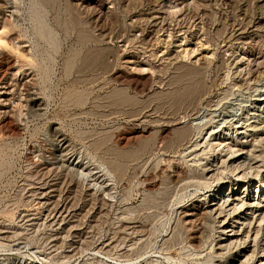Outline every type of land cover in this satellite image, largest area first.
<instances>
[{
  "label": "rangeland",
  "instance_id": "obj_1",
  "mask_svg": "<svg viewBox=\"0 0 264 264\" xmlns=\"http://www.w3.org/2000/svg\"><path fill=\"white\" fill-rule=\"evenodd\" d=\"M154 1L1 0V11L8 18L6 35L12 37L4 50L23 67L15 70L17 78L28 81L38 95L33 104L25 86H19L8 109H16L14 118L5 123L8 126L0 124L1 264H58L66 253L93 249L136 255L132 264L149 259L151 264H215L210 249L193 239L208 221L185 216L188 206L209 189L181 188L172 176L173 171L195 169L190 174L201 176V167L215 153L196 157V148L191 147L194 137L185 136L192 142L179 143L176 129L194 124L197 116L207 121L212 115L215 124L209 126L218 124L222 136L235 138V130L248 121L251 131L235 147L244 152L236 154L241 160L248 149L259 154L264 143V0H171L177 8ZM151 14L160 23L153 29L146 25ZM184 48L196 51L184 54ZM174 50L184 59L167 65L161 57ZM193 55L210 57V63L196 77L201 80L197 96L185 102L179 97L183 87L196 79V72L188 69ZM138 60L148 61L149 69L134 68L132 61ZM123 70L140 81L149 76L147 90H133L112 78ZM120 94L128 102L120 101L125 98ZM164 127L174 135L166 137L173 145L169 149L166 138L160 141ZM144 128L150 131V143L143 142L147 148L139 142L125 149L117 145V136ZM62 137L70 144L67 156L80 165L76 170L51 164L59 155ZM253 140L260 141L259 147ZM136 146L143 148L138 151ZM127 149L134 150L129 151L133 159L119 158ZM110 160H122L127 169L123 177L114 173L110 191L105 192L99 165L109 168ZM84 168V174L88 169L92 175H83ZM152 175L156 185L151 188ZM224 175L223 185L232 178L230 172ZM242 184L236 193L243 191ZM256 185L255 181L248 191L251 196ZM209 186L212 189L216 183L210 181Z\"/></svg>",
  "mask_w": 264,
  "mask_h": 264
},
{
  "label": "bare ground",
  "instance_id": "obj_2",
  "mask_svg": "<svg viewBox=\"0 0 264 264\" xmlns=\"http://www.w3.org/2000/svg\"><path fill=\"white\" fill-rule=\"evenodd\" d=\"M160 2L164 3L165 8L167 7L166 5L177 8L176 5L174 6L172 4L171 0H155L154 1V3H156L157 5H159ZM1 6H2V2L0 0V124L1 123H3V124L7 123L8 124V123H10L9 122L10 119L12 117L14 118V116H15L14 113H12V110L16 111V109L13 108V109H11V111L10 110L8 111V109L10 107H13V105H11V104L13 103V101L15 99V96L18 92L19 86H22V87L25 86V90L28 93V97L30 98V101L33 104L37 103V99H38L37 96L38 95H36V93L34 92V88H32L31 84L29 85L27 83L28 81L26 83H24V81L22 82L21 80H19L17 78L19 71H15V70H17V69L20 70V67L21 68H23V67L18 65L21 63H18V64L15 63L16 60H13V59H16V58H13L10 56L11 58H13V59H11L8 57L10 54L12 55V53L7 55V52L4 50V45H5L6 41H8V40L11 41L12 37L6 35L5 26L8 24V20H7L8 18L5 17L6 14L3 15L2 11H1V8H3V7H1ZM4 8H5V6H4ZM106 8H108V7H106ZM108 10H106L105 13H103V14H107ZM158 19H159V17H156L155 15L151 14L149 16V18L147 19L146 25L150 29L151 28L153 29L154 27H157L160 24L158 22ZM15 42H16V40H15ZM11 43H14V41ZM17 43H18V41H17ZM12 46H13V44H12ZM16 46H17V44L15 45V47ZM15 47H14V49H15ZM182 50H183L184 54L185 53L187 54L189 52L193 53L196 51L195 48L193 50L191 49V51L188 48H184ZM94 56H96V55H94ZM166 56L167 57H165V55H162L161 58L163 60H165L167 62V65H168L171 61L179 60L182 55L180 54V51L174 50V51H171L170 53L166 54ZM188 58H190V56H188ZM206 58L208 59V57H206V56L205 57L203 56V58H196L194 55L192 56V59L190 61V65L188 64L189 65L188 69L194 70V72H196L195 73L196 76L194 75L195 76L194 78L198 77L197 75H199V73H201L204 66L207 65L208 63H210V61H209L210 57L208 60ZM183 59H184V57H183ZM132 62L134 64H136V66L134 68L137 69L139 67L140 70H144L145 67H148L150 65L148 63V61L138 60V61H132ZM148 69H149V67H148ZM148 69H145V70H148ZM185 69H187V68H185ZM123 71L124 72H122V71L115 72V77H112V78L113 79L115 78L114 80H116V79L119 80V82L121 81L120 83L125 82L131 89L133 88V90L135 89L137 91L138 90L142 91V90L146 89V86L150 83L151 78L149 76L148 77L143 76L144 78H142L140 81V80L134 79L135 76L134 77L130 76V72L128 73V72H125V70H123ZM187 75L188 74H186V76ZM192 77H193V75H192ZM200 81H199V79L197 80V78H196L194 80H191V82L189 84H187L185 87L182 86L184 88V90L182 88L183 91L181 90L182 92L179 96L180 99H182V101H185V102L189 101V100L193 101L194 98L197 96L196 91H197V88L199 86ZM29 83H31V82H29ZM185 83H187V82H185ZM119 91H120V89H119ZM122 91H123V89H122ZM121 94H122V92H121ZM120 95H118V97ZM121 96H123V98L124 97L125 98H124V100L121 98L120 101L122 100V102L123 101L126 102L127 101L126 95L124 96V94H123ZM76 99L79 100V103L81 101H83L80 98H76ZM77 102L78 101L76 100V103ZM261 102H264V96L261 99ZM83 103H84V101H83ZM38 108H40V107H38ZM262 108L264 109V105L262 106ZM174 111H176V110H174ZM173 114H175V113H173ZM196 115H200V114H198V112H197ZM206 118L207 117L197 116L193 120L194 124L191 123L189 126L188 125L187 126H181L179 128L177 127V129H176L177 135H178L177 138H179V141H178L179 143L181 142L180 140L187 139L188 137H194L195 140L193 139L194 141L191 144L192 145L191 147H193L194 149L196 148V151H195L196 157H200V155L203 153H205V154H208V153L214 154L215 153L213 159L209 160L207 158L209 163H206L205 165L203 164V167H201V173L202 174L201 173H199V174H201L202 177L200 175L199 176L191 175L194 171L196 172V169L191 170V171L190 170H188V171H186V170L185 171H179L178 170L177 174H175L176 173L175 171H173L174 173H172L173 174L172 176H174V178H175L173 181L174 184L177 186H180L181 188H184V186L186 188V186L188 185V187H190V186H206L209 189V191H207L205 194L201 195L195 201V203L193 202L190 204V206H188V208L186 207L187 209L185 210L186 211L185 216H194L196 218H198L199 216H203L202 219L205 218L204 220L208 221V223H205L204 225L202 224L203 228H200L201 230H199L193 236V239H195L199 242H203L202 243L203 247H207V249H210V252L213 254V256H215V259L217 258L215 260V264H264V143L263 142L261 143L262 144V147H260L261 149L257 148L258 150H260L259 154L256 155L254 153H251V150L248 149L247 153L246 152L244 153L246 155H244V156L242 155L244 158L241 160V158L236 153L238 151L244 152V151H242L243 148L236 149L235 147L238 146V143H239L238 140H241L247 136L248 132L251 131V127L253 125L251 126L250 124H248V121L246 120L247 123H245V122L244 123L247 125H244V127H241L240 131L235 130V132L237 133V135H235V138H233V136L229 138L228 133H225L223 136L221 135V130H219L218 124H216L215 126H212V125L209 126L210 124H215V122L213 121L214 117H212V115L209 117L210 119H208L207 121H204V119L206 120ZM15 119H12V120H15ZM3 124H2V126H3ZM7 124H5V125H7ZM207 125L211 128V130L209 132L208 137L205 138L204 135L208 134V132L207 133L205 132V134H203V133H204V130L206 129ZM261 127L263 128V126H261ZM255 128H256V126H254L252 129L256 130L257 128L256 129ZM117 130H119V129H117ZM170 130L171 129H169L168 127H164L160 130V135H161L162 139L161 140L159 139V140L162 143H163L164 138L169 137V134L172 133ZM257 134L258 133H256V135ZM149 135H150V131L147 128H144L141 130H136V131L133 130V131H130L129 133H127L126 135L117 136V145H119L120 148L125 149V147L126 148H127V146L129 147V145H131L132 143L134 144L135 142L136 143L139 142V143H141L139 145L146 147L147 143H150V142H147V138ZM172 135H173V133H172ZM185 136H188V137H185ZM239 136H241V137H239ZM211 137H213V138L210 139ZM149 139L151 140V138H149ZM167 139H169V138H166V141H167ZM190 139H187V141L192 142V141H190ZM261 139H260V141H261ZM66 140L67 139H63V137H62V139H60V143L58 145L59 155H56L57 157L54 159V161L51 164L55 165V167H57L59 165V166L67 167L70 170H76L80 167V165L78 162H76L73 158L70 157L71 154H70V156H67V154H68L67 151H68V149H70L69 148L70 144ZM263 140H264V138L262 139V141ZM102 141H101V143H102ZM260 141L258 140V142H260ZM143 142L144 143L147 142V143H145L146 145ZM254 142H257V141L255 140ZM258 142H257V144H258L257 146L259 147ZM103 143H104V141H103ZM169 143H171V141ZM169 143H168V141H167V143H165L166 148H168V147L172 148V146H173V145H171L172 143L171 144H169ZM173 143H175V140ZM55 144H57V143H55ZM240 144L244 145L243 143H240ZM261 144H260V146H261ZM179 145H178V147H179ZM250 146L254 147V145H252V144ZM98 147L100 148V146H98ZM155 147L157 149V145ZM97 148H96V150H97ZM132 148H135V147H132ZM163 148H164V145H163ZM197 148H200V149L202 148L201 149L202 151L200 153H198ZM118 149L119 148H117V150H116V148H115L113 150L118 151ZM139 149H140V146L137 150L139 151ZM251 149H253V148L251 147ZM146 150L143 149V151H145V152H146ZM108 151H106V153H109ZM129 151L133 152L134 150H128L127 149L124 152L121 151L122 152V153H120L121 157H119V156L118 157L122 158V156H123V158L124 157L130 158L131 152H129ZM112 152H114V151H111L110 153H112ZM119 152H114V153L116 155V153H119ZM136 152L137 151H135V154H140V153H136ZM114 153H113V156H114ZM222 153L225 154L224 156H226V158L222 157L223 156ZM135 154H134V156L137 158V155H135ZM218 155L220 156V158L215 161V158H217ZM118 157H116V158H118ZM131 159H133V158L131 157ZM121 161L116 162V161L110 160L109 161L110 165H108V166H110L109 168L107 167V165L105 163H104V165H106V166H104L103 163L101 164V162L99 163V164H101V165H99L100 169L102 171L101 173H103V175L106 179V180L102 181L101 188L103 189V191H105V190L110 191L111 183L115 178L114 173L116 175H119V176H122L125 173L127 168H125L126 165H124V164H126V163L123 164ZM126 161H127V159H126ZM130 161H132V160H130ZM193 161H195V160H193ZM199 161H201V158H199ZM109 162H108V164H109ZM123 162H124V160H123ZM47 170H49V169H47ZM50 170H54V169L51 168ZM84 170H85V168L82 171L80 170L83 175H85V176L92 175L91 170L87 169L86 174L83 173ZM189 171L191 172V174ZM49 172H51V171H49ZM164 172H166V170H164L163 173ZM167 172H168V170H167ZM227 172H230V174L232 175V178H229V180H227L225 182L226 184L223 185V184H221V183H223V181L225 179L223 176H225L224 174H226ZM119 176H116V177H119ZM158 178H160V177H158ZM154 179H155V176L149 177V180H148V178H146V180L150 181L149 184L152 183L149 186L151 188L154 187V185H156V181ZM210 181H211V183H216V186L212 189L209 186ZM255 181L257 183L256 189L253 191V193L255 195L251 196L248 191L251 189V187L253 186V183ZM241 184L244 185V187L242 189L243 191L241 193H236L235 190H237ZM59 185H61V184H59ZM225 185H227V186H225ZM177 186H175V187L177 188ZM88 187L91 188V186H89V185H88ZM53 189H55V187ZM148 189H150V188H148ZM57 190H59V189H57ZM150 190H148V191H150ZM233 193H236V194L232 195ZM106 195H107V193H106ZM89 198H91V197H89ZM86 203H87V201H86ZM89 206H91V205H89ZM0 232H2V231H0ZM250 242H252L253 244H250ZM106 246H109V244H107ZM116 246H117V244H116ZM110 247H112V246H110ZM134 249H135V247H134ZM83 251L84 252L82 254H81V252H80V254H74L75 251L73 253L70 252L69 254L66 253V255L64 254L65 255V257H63L64 260L58 264H71V263L75 262V260L80 259V258H83V260H82L83 262L82 263L80 262L79 264H132L131 262L135 261V259L137 258L136 255L135 256L129 255L130 253H127L128 255L123 254V255L115 256V255H113V252L111 254L107 249L106 250L93 249L89 253L86 252L85 250H83ZM111 251H112V249H111ZM198 253H199L198 250L194 251L195 255ZM138 258H139V255H138ZM167 258L170 259V256ZM151 261L152 260L149 259L146 261L145 264H151Z\"/></svg>",
  "mask_w": 264,
  "mask_h": 264
}]
</instances>
